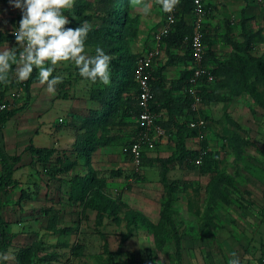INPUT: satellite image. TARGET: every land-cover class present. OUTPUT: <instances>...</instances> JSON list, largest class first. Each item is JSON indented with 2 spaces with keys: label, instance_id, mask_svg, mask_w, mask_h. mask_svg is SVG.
Here are the masks:
<instances>
[{
  "label": "rangeland",
  "instance_id": "rangeland-1",
  "mask_svg": "<svg viewBox=\"0 0 264 264\" xmlns=\"http://www.w3.org/2000/svg\"><path fill=\"white\" fill-rule=\"evenodd\" d=\"M97 2L75 0L74 7L65 15L69 21L76 19L77 4H91L81 12L91 15L92 18L84 22L95 26L99 18L92 7L97 6ZM202 2L213 6L203 19V27L213 40L211 49L219 60H225L232 49L224 36L242 40L240 8L245 6L244 0ZM120 3L127 18L126 34L120 38L121 46L136 56L156 48L159 55L152 61L153 68L165 63L167 50L156 35L166 13L154 3L152 12L144 16L130 4V0H121ZM244 9L246 28L258 32L251 54L264 58V0H248ZM16 11L10 4L0 3V49L17 47L12 35L18 27ZM192 18V13L188 14V24H191ZM85 46L89 55L95 54V46ZM169 50L177 57L184 54L182 48L172 47ZM209 64L215 65L213 60ZM190 67V59L182 61L177 58L168 64L164 71L166 85L176 79L184 68ZM14 71L15 66L11 86L0 97L6 100L8 109L26 100ZM53 75L63 78L56 93H47L46 86L38 83L37 71V81L30 86L26 107L11 116L0 132V146L5 153L19 154L21 158V165L15 172L17 178H12L15 184L8 183L1 191V197L4 203L12 202L18 187L26 183L20 190L24 193L21 200H24L22 205L30 223L21 243L26 246L32 242L40 244L30 252L27 264H107L106 253L101 251L104 242L108 249L118 251L117 260H126L129 264L175 262L177 248L173 237L168 236L161 247L155 243L158 230L170 231L168 226H160L159 222V210L166 196L159 181V165L155 158L173 152V133L162 137L167 139L164 143L160 141L161 137L155 136L154 148L145 151L141 163L135 165L124 148L137 137V115H118L104 128L95 130V138L110 139L108 144L96 147L92 152L88 167L104 181L102 191L115 204L110 210L114 213L106 214L102 223L97 225L94 209H84L77 201L68 198L67 178L75 171L82 172V159L78 158L80 164L70 173L49 177L43 172L41 164L30 163L25 149L28 143L45 147L52 145L58 149L71 148L76 135L84 130L80 125L89 115L90 108L97 106L89 99V90L104 86L82 78L71 63L61 64ZM253 78L250 81L261 90V84ZM213 82L221 100L201 103L200 113L205 123L195 128L196 134L188 137L185 144L188 148H198L200 143L206 142L209 149L219 150L218 170L201 174L195 168L180 165L169 169L167 174L169 180H178L171 210L176 236L179 237V264H228L233 252L239 255L242 264H260L264 262V109L247 92L241 91L233 97L228 85L219 87L217 80ZM183 89L184 86L173 94L182 97ZM161 115L165 117L164 110ZM191 115H179L177 118L187 122ZM233 133L241 138L239 155L229 139ZM219 173L225 174L233 184L222 179L224 198L216 201L211 216L206 210L210 195L208 185ZM6 196L9 198L6 199ZM96 201L103 203L100 198ZM131 210L142 214L146 222L139 223L133 229V235L119 246L121 234L126 230L124 215ZM53 218L54 228L64 225L73 230L67 234L53 231L48 227ZM76 244H80V248L78 253H73Z\"/></svg>",
  "mask_w": 264,
  "mask_h": 264
},
{
  "label": "trees",
  "instance_id": "trees-1",
  "mask_svg": "<svg viewBox=\"0 0 264 264\" xmlns=\"http://www.w3.org/2000/svg\"><path fill=\"white\" fill-rule=\"evenodd\" d=\"M121 0H98L97 6H93V10L98 14V23L92 26L91 31L88 34L86 44L89 46L101 47L111 57V82L109 85L102 87H96L89 90V99L97 104L96 107H92L89 110V115L83 120L80 127L81 134H77L71 148H55L54 146H35L32 143H28L25 149L30 156V163L37 162L41 164L43 172L49 177L61 176L65 173H70L74 168L80 164L78 158L82 159L83 169L82 172L75 171L67 178L68 184V198L73 201H77L84 209L92 208L95 212V223L97 225L102 223V219L106 214H113L110 211L115 204L104 194L103 187L104 181L97 178L93 169L88 167L91 159L92 152L96 147H100L108 144L109 137L107 138H95V130L98 128H104L109 122H113L115 117L123 114L137 115L140 111L137 96V84L135 79L136 60L140 56L131 54L124 50L120 44V38L126 34V14L121 7ZM0 3L8 5L9 0H0ZM245 6L241 7L240 18V34L242 40H234L227 35L224 36L225 41L231 46L232 51L229 53L228 58L225 60H219L215 56V52L212 48L213 40L211 36H208L206 29L202 30V43L204 44V54L202 64L204 66H210V72L213 75L212 80H207L205 77L202 79L200 88V94L203 103L210 101H220L221 94L218 89L213 87L214 79L217 80L218 86H229L231 96L237 97L241 91L247 92L253 99V101L264 109V58L261 56H255L251 54L254 43L258 39V32H252L246 28V17L244 15V7L248 4V0H244ZM77 17L71 19L67 27H78L82 25L85 19L92 18L91 15L82 14L81 10L84 7H89L91 4L85 5L78 3ZM85 5V6H83ZM213 6L209 3L204 4L205 13L211 11ZM193 0H180L179 6L175 10L176 20L173 23L171 30L164 35L160 36V41L164 43L165 50H167L166 62L156 66L150 70V84L153 92L152 100L149 103V108L158 114L155 123L160 125L167 136L169 132L173 133L175 137L174 150L171 154L165 157H157L155 160L159 165V181L165 191L166 200L162 203L160 211V226L163 224L170 228V231L158 230L156 234L155 243L157 247H161L168 236H171L175 240V246L177 250L176 261L171 264L180 263V248L179 237L176 236V225L172 218L171 201L173 193L176 191L178 180L168 179L169 169L175 166H186L187 168H195L199 173H213L217 171L220 162L219 150H212L208 148L206 142L200 143L198 148H188L185 144L188 137L196 134L195 128L188 126L186 121L178 120L179 115H188L190 110L191 98L184 90L188 83V78L191 74V67L184 68L176 79L170 81L169 85H166L164 78V70L166 66L172 62L178 60L190 59V45L184 38L192 31V22L188 24L186 19L188 14L193 12ZM16 17L19 21L21 19V11L17 9ZM163 21V20H162ZM182 48L184 50L183 56L177 57L170 52V48ZM213 60L215 65L209 64V61ZM261 84V90L255 88L253 82L250 81L251 77ZM219 79V80H218ZM37 81V70H34L32 77L24 82H19L22 85L26 100L10 109H4L0 112V132L5 122L13 116L15 113L23 110L26 107L27 100L29 98L30 86ZM11 84L5 86L0 84V97L3 95V91L7 90ZM184 86V94L174 95L173 91L180 89ZM2 98H0V101ZM165 111V117H162V111ZM193 116V113L192 115ZM190 116V117H191ZM230 142L233 149L237 152L240 150L241 138L235 133L230 136ZM130 143V142H128ZM127 143V144H128ZM126 144V145H127ZM74 155V157H72ZM145 153H143V158ZM200 157V162L195 164V160ZM20 155H7L3 148L0 146V192L8 184H15L12 180V172L20 164ZM225 178L229 184H233L225 174L219 173L217 177L208 185L209 189V203L206 208L209 215L213 216L212 209L215 208V203L218 199H222L225 189L222 186V179ZM24 193L21 191V197ZM102 199L103 203L98 204L96 199ZM109 205L106 206V203ZM126 230L121 234L119 246L122 245L124 240H127L133 235V229L139 224L146 222V218L138 212L130 211L124 215ZM48 226L53 231L63 234L70 233L73 229L68 226H60L58 228L53 227L55 219ZM13 236L11 233H7L4 230L3 224L0 221V242L5 243L6 239H10ZM6 244V243H5ZM38 242H32L30 245L24 246L17 252L16 264H27L30 259V252L35 251L39 247ZM102 252L106 253L107 264H129L126 260H117V250L108 249L107 243L104 242ZM80 244L73 246V253H78ZM143 264V263H135ZM264 264V262H260Z\"/></svg>",
  "mask_w": 264,
  "mask_h": 264
},
{
  "label": "clouds",
  "instance_id": "clouds-1",
  "mask_svg": "<svg viewBox=\"0 0 264 264\" xmlns=\"http://www.w3.org/2000/svg\"><path fill=\"white\" fill-rule=\"evenodd\" d=\"M12 7L20 9L19 26L12 35L17 47L0 49V84L12 82L13 66L17 82H24L38 71V83L46 86V92L54 95L57 86L63 82L60 75H53L64 63H71L79 75L92 82L109 85L111 82V57L103 48L96 47L95 54L86 51V40L92 26L88 22L72 28L65 12L74 7L75 0H9ZM158 4L166 14L173 13L180 0H130L139 12L148 16ZM169 15V19H171ZM6 254H0V262L7 261ZM228 264H242L238 254L233 252Z\"/></svg>",
  "mask_w": 264,
  "mask_h": 264
},
{
  "label": "built area",
  "instance_id": "built-area-1",
  "mask_svg": "<svg viewBox=\"0 0 264 264\" xmlns=\"http://www.w3.org/2000/svg\"><path fill=\"white\" fill-rule=\"evenodd\" d=\"M193 18H192V31L184 38L190 45L191 55V74L188 78V83L184 89L191 98L190 110L193 113L192 117H189L187 124L190 127H202L205 123L203 116L200 113L202 97L200 94V88L202 79L205 77L207 80H212L213 75L210 72V66H204L202 64L204 44L202 43V30L203 19L205 16V9L202 0H193ZM171 15V19H169ZM176 20L175 11L171 14H166L163 21L160 24L157 37L167 34ZM159 55V51L156 48L146 51L141 54L136 60L135 79L137 84V96L138 105L140 111L137 116V137L131 141L124 151L128 153L130 159L135 165H139L142 161L143 153L147 150L154 148L155 136L164 137L165 131L163 128L155 123L158 114L153 112L149 108V103L152 100L153 92L150 84V70L153 69L152 61ZM18 95V93L16 94ZM4 109H8V103L6 100L0 101V112ZM160 138V139H161ZM200 162V157L195 160V164Z\"/></svg>",
  "mask_w": 264,
  "mask_h": 264
},
{
  "label": "crops",
  "instance_id": "crops-1",
  "mask_svg": "<svg viewBox=\"0 0 264 264\" xmlns=\"http://www.w3.org/2000/svg\"><path fill=\"white\" fill-rule=\"evenodd\" d=\"M160 141L164 143L167 141V139L161 138ZM17 171L18 168L12 172L13 179L17 178L15 173ZM28 172L29 170L26 173ZM20 180L18 179V181ZM22 180L24 179L22 178ZM24 185H26L25 182H23L18 187L16 194L14 193L16 196H14L12 202L4 203V200L2 199L0 192V221L3 224L4 230L7 233L13 234V236L10 239L8 240L6 239L5 241L6 244L0 242V254H6L8 256V260L2 261L0 262V264H16L17 252L19 251V249L26 246L25 244L21 243L22 239L24 238L23 237L24 232L29 228L28 224L30 223L27 220L28 217L26 216L25 213L26 212L25 206L22 205L24 200H21L22 197H21L20 188ZM8 198L9 196H6V199Z\"/></svg>",
  "mask_w": 264,
  "mask_h": 264
},
{
  "label": "bare ground",
  "instance_id": "bare-ground-1",
  "mask_svg": "<svg viewBox=\"0 0 264 264\" xmlns=\"http://www.w3.org/2000/svg\"><path fill=\"white\" fill-rule=\"evenodd\" d=\"M204 51H205V49H204ZM204 54V53H203Z\"/></svg>",
  "mask_w": 264,
  "mask_h": 264
}]
</instances>
